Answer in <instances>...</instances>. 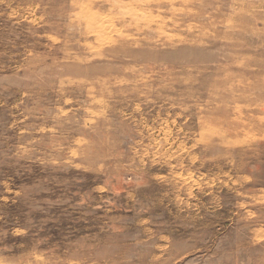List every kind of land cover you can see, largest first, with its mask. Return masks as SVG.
<instances>
[{
    "label": "rangeland",
    "instance_id": "obj_1",
    "mask_svg": "<svg viewBox=\"0 0 264 264\" xmlns=\"http://www.w3.org/2000/svg\"><path fill=\"white\" fill-rule=\"evenodd\" d=\"M0 264H264V0H0Z\"/></svg>",
    "mask_w": 264,
    "mask_h": 264
}]
</instances>
